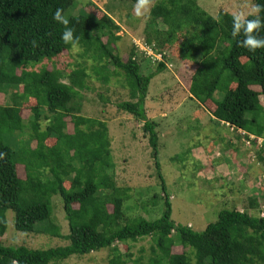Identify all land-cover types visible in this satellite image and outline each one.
I'll return each mask as SVG.
<instances>
[{"label": "trees", "instance_id": "obj_1", "mask_svg": "<svg viewBox=\"0 0 264 264\" xmlns=\"http://www.w3.org/2000/svg\"><path fill=\"white\" fill-rule=\"evenodd\" d=\"M258 2L252 0V4ZM75 3V0H0V87L6 84L22 88L21 95L9 89L11 97L0 105V133L4 128L26 130V120L30 129L26 131L32 132L30 139L37 143V155L20 160L0 137V237L7 226L6 211L11 210L16 231L45 233L67 241L64 245L34 249L23 244L5 245L0 240V264H49L102 248L110 249L109 264H127L130 260L133 264H264V217L258 214L224 208L214 222L195 231L171 219L166 194L163 211L154 220L125 214L123 202L128 198V187L118 186L114 181L105 121L79 114L76 100L79 91L86 88L84 67L72 69L67 75L57 68H26L28 62L52 59L73 47L60 39L65 26L54 21L52 15L60 8L64 16ZM151 6L142 40L153 53L161 54V60L134 48L122 60L110 47L118 39L115 31L120 26L107 13L98 17L80 8L77 14L65 18L73 36L79 37L81 54L94 63L105 60L104 65L91 67L99 79L107 82L110 73L107 64L113 66L112 72L124 73L129 99L118 102L116 108L142 122L153 154L156 155L157 132L155 123L146 116L148 85L166 66L164 50L172 47L180 35H184L179 44L180 58L196 63L188 86L190 96L215 120L243 131L245 138L260 137L261 130L252 128L255 117L247 118L245 113L263 110L260 97L264 99V48L248 51L238 46L231 35L233 16L223 11L213 16L197 0H155ZM260 15L264 20V11ZM158 23L164 27L160 28ZM256 35L264 38V28ZM136 53L155 61V70L141 73ZM16 69H20V74H16ZM216 90L221 98L213 102ZM26 101L30 103L25 105L29 116L24 119L21 105ZM66 117L71 121V132L66 130ZM53 137L61 141L45 143ZM18 165L23 166L24 177L19 176ZM54 195L61 200L66 234L61 233L53 219ZM249 203L251 208L260 206L256 198L250 197ZM146 236L153 244L146 261L141 260V255L133 261L128 245L123 252L115 246L117 242ZM172 236L189 252L172 253L175 245Z\"/></svg>", "mask_w": 264, "mask_h": 264}, {"label": "rangeland", "instance_id": "obj_2", "mask_svg": "<svg viewBox=\"0 0 264 264\" xmlns=\"http://www.w3.org/2000/svg\"><path fill=\"white\" fill-rule=\"evenodd\" d=\"M76 3L64 12V17L77 14L80 8L100 16L103 12L111 16L120 26L115 35L118 39L110 44L122 60H126L134 49L139 51L137 44L143 45L144 28L149 19V10L155 0H146L145 8L141 9V15H136L135 7L137 2L128 0H75ZM198 5L209 14L215 16L218 12H225L233 16L237 12L247 13L252 4V0H197ZM160 28L164 25L158 23ZM180 39L165 49L166 66L156 73L149 82L145 99L146 116L155 123L157 132L156 155L153 154L152 147L148 141V134L143 130L142 122L135 120L131 115L116 108L120 101L129 99L128 87L125 83V75L122 71L112 72V65L107 64V82H103L93 72L91 67H100L105 64L103 59L99 64L92 59L81 54V49L77 46L65 51L52 59H42L39 62H28L27 69L43 70L44 68H57L64 75L72 69L84 67L87 74L85 78L86 88L79 91V114L86 117H93L104 120L107 126V133L110 140L111 159L113 162L112 174L116 185L128 187V198L123 202L125 214L132 217H143L147 220H154L160 217L164 205V195L168 196L171 204V219L181 225L190 226L192 230L201 231L205 226L217 219L218 212L224 208L235 207L250 214H257L260 206L264 203V169H258V164L264 166V149L260 151L261 163L258 155L251 146H246L244 160L246 163H238L248 167L247 178H241L242 182L253 180L259 183L256 194L247 195L245 184L230 183L229 180L220 174V179H206L210 170L216 172V167L220 161L227 164L232 160L224 155L229 148L228 137H235L236 131L230 130L228 124L215 120L205 111L200 103L192 98L188 92L190 77L196 69V63L183 61L178 50ZM102 41L106 37L102 36ZM134 48V49H133ZM136 58L140 63V72L147 74L154 71L157 63L151 59H145L139 53ZM16 74H20V69H16ZM65 79V78H64ZM14 86V85H13ZM8 86L4 84L0 87V105L8 102L11 93L9 89L21 95V86ZM13 88V89H12ZM258 90V87H253ZM4 92V93H2ZM16 98V102L19 103ZM221 98V93L216 90L212 101ZM29 101L21 106V116L27 119L28 110L25 107ZM263 110L254 113L248 111L245 117H255L256 122L252 128L260 129V137L264 138V99L260 97ZM66 130L71 132V121L65 118ZM25 120L26 130L30 131L28 122ZM41 127L45 121L41 120ZM22 129L9 130L4 128L0 137L5 144L10 146L19 159H26L28 156L37 155L36 140L32 138V132ZM53 139V140H52ZM234 139V138H233ZM56 140V141H55ZM61 140L55 137L45 141L48 145ZM44 143V144H45ZM252 145V144H251ZM200 149H205L201 152ZM199 151V152H198ZM220 154L218 157L215 152ZM197 153H201L200 155ZM34 156V158H35ZM216 157V158H215ZM32 159L31 163L34 161ZM215 158V159H212ZM214 160V161H213ZM259 162V163H257ZM22 165L23 162H18ZM18 165L19 176L24 177L23 166ZM204 167H202V166ZM255 168V172L253 168ZM212 168V169H211ZM161 176V180L160 177ZM162 181V183H161ZM249 187V186H248ZM247 187V188H248ZM256 188V187H254ZM165 192V193H163ZM256 198L258 208H251L249 199ZM110 209V206H108ZM7 226L0 240L5 245H25L34 249H46L67 243L61 237L51 236L45 233H31L16 231L13 226V212L6 211ZM52 215L55 223L60 227L62 234L67 233V222L62 210L59 196L52 197ZM175 242L171 251L180 253L188 251L182 248L178 239L172 236ZM129 246L132 253V260H136L140 255L141 260L146 261L151 255L152 244L150 237L139 238L136 241L115 243L120 251H124L125 246ZM193 251V249H191ZM191 259L192 253H189ZM110 249L100 250L82 255H71L68 258L50 262L49 264H109ZM127 264H133L130 260Z\"/></svg>", "mask_w": 264, "mask_h": 264}, {"label": "clouds", "instance_id": "obj_3", "mask_svg": "<svg viewBox=\"0 0 264 264\" xmlns=\"http://www.w3.org/2000/svg\"><path fill=\"white\" fill-rule=\"evenodd\" d=\"M146 0H138L135 7L136 15H141V9L145 8ZM264 11V0H259L254 3L250 10L245 12H237L233 15V23L231 35L236 38V44L246 48L248 51L264 48V38L256 35L262 28H264V20H262L260 13ZM252 18L249 19L248 17ZM52 19L61 25H64V31L60 35V39L64 43H71L73 48L78 46L79 37L73 36V29L68 27V20L62 15L61 9L57 8L52 15ZM242 36L243 39L238 37ZM259 212V211H258ZM258 214V213H257Z\"/></svg>", "mask_w": 264, "mask_h": 264}, {"label": "crops", "instance_id": "obj_4", "mask_svg": "<svg viewBox=\"0 0 264 264\" xmlns=\"http://www.w3.org/2000/svg\"><path fill=\"white\" fill-rule=\"evenodd\" d=\"M220 122H222V121H220ZM229 127H230V130L232 131L233 127L232 126H229ZM233 130L236 131V135H234L235 136V137H233L234 139L232 137H230V136L228 137V139H229V145H228L229 148L226 149L225 152H224V155L226 157H229L228 160L231 159L232 163L230 162V164H227L224 161H220L219 164L217 166H215L216 169H217L216 172L215 171L213 172V169L211 168L212 171L210 170L209 174H207V176L205 177L206 179L212 178L213 180L219 179L221 181L220 174H223L222 176L226 177L229 180L230 183H237V181H239V183H241L242 181L240 179L243 178V177L246 179L247 175L250 173V172H248V170H249L248 167L246 168L245 166H242V165L238 164V163H243V164L246 163V160H244V154H243L244 151L247 150L246 149L247 147H246V145L243 142V137L244 136H242L239 133V129H233ZM251 148H253L254 151H256V153L258 155V160L257 161H260V163H261L262 159H260L259 157L261 156L260 155L261 154L260 151L262 149L257 148L254 142L252 143ZM200 151L201 152H205L206 155L208 157H210L208 152L205 149H200ZM217 152L218 151L215 152V155H217L219 157L220 154L217 153ZM197 154L200 155L201 153H197ZM215 158H212V159H215ZM257 163H259V162H257ZM202 167H204V166H202ZM259 167L264 169V166L261 165V164H258V169H259ZM255 168H257V167H254L253 168L254 171H252V172H255ZM239 176H241V178ZM249 179L250 180L247 179V181L242 182V183L245 184L244 187H245V190H246L248 196H250V193L251 194H256L257 185L259 184L257 181H256V183H254L253 180H251V178H249ZM254 187H256V188H254Z\"/></svg>", "mask_w": 264, "mask_h": 264}, {"label": "built area", "instance_id": "obj_5", "mask_svg": "<svg viewBox=\"0 0 264 264\" xmlns=\"http://www.w3.org/2000/svg\"><path fill=\"white\" fill-rule=\"evenodd\" d=\"M139 46V50H143L145 52L146 55L148 56H152L153 59L155 60H161V54L160 53H153L150 48H148L147 46L140 45L137 44ZM239 133L243 136L244 132L239 130ZM243 142L246 146H251V144L254 142L256 147L259 149H264V138L262 137H258V136H254V135H247V138L243 137ZM263 177H264V173H263ZM258 215L260 217H264V203L261 205L260 207V211L258 212Z\"/></svg>", "mask_w": 264, "mask_h": 264}]
</instances>
